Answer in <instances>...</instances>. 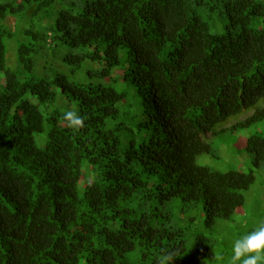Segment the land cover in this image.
<instances>
[{"label":"trees","instance_id":"trees-1","mask_svg":"<svg viewBox=\"0 0 264 264\" xmlns=\"http://www.w3.org/2000/svg\"><path fill=\"white\" fill-rule=\"evenodd\" d=\"M34 5L16 73L3 39ZM263 22L264 0H0V264H212L207 231L243 208L264 137L248 170L197 158L264 119Z\"/></svg>","mask_w":264,"mask_h":264},{"label":"rangeland","instance_id":"rangeland-1","mask_svg":"<svg viewBox=\"0 0 264 264\" xmlns=\"http://www.w3.org/2000/svg\"><path fill=\"white\" fill-rule=\"evenodd\" d=\"M35 5L30 12L23 16H18L15 19L9 18L11 36H4V44L8 51V66L11 71L20 73V64L18 59V50L22 43L27 42L29 35L26 33L33 24H39V19L32 13ZM14 23V24H13ZM217 31L223 32V24L217 22ZM264 25V22H263ZM9 26V25H8ZM67 52L66 49H61L53 54L50 51L48 57L49 66L43 68V73L48 67H52L55 71L59 68H66L62 62V57ZM64 67H61L62 64ZM49 71V70H47ZM3 73L1 74V76ZM255 111H246L240 116L230 120L223 129L217 130L216 134L211 139L210 151L200 155L197 161L201 165H207L217 170L227 171L248 170L253 165V155L246 149V139L249 135L260 133L264 137V119L253 121L245 124V120H251V116ZM247 120V121H248ZM257 181L250 190L245 192V204L243 208L238 210L231 222H223L219 224L215 233L211 234V238L218 240L214 245V258L212 264H218L216 254H223L224 264L232 255V245L235 239L251 232L259 222L264 221V163L260 165V169L256 170ZM187 214L183 207L176 208L172 213V220H177L183 217L182 214ZM223 240V241H222Z\"/></svg>","mask_w":264,"mask_h":264},{"label":"clouds","instance_id":"clouds-1","mask_svg":"<svg viewBox=\"0 0 264 264\" xmlns=\"http://www.w3.org/2000/svg\"><path fill=\"white\" fill-rule=\"evenodd\" d=\"M85 117L78 110L69 109L63 114V122L74 132L84 127ZM176 253L173 251L163 252L157 264H174ZM218 264H224L223 254H216ZM227 264H264V221L249 233L238 237L232 245V255Z\"/></svg>","mask_w":264,"mask_h":264}]
</instances>
